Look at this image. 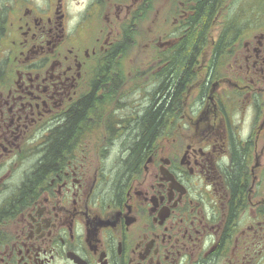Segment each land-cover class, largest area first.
Listing matches in <instances>:
<instances>
[{"label": "flooded vegetation", "instance_id": "af4514ba", "mask_svg": "<svg viewBox=\"0 0 264 264\" xmlns=\"http://www.w3.org/2000/svg\"><path fill=\"white\" fill-rule=\"evenodd\" d=\"M0 264H264V0H0Z\"/></svg>", "mask_w": 264, "mask_h": 264}, {"label": "trees", "instance_id": "16d2710c", "mask_svg": "<svg viewBox=\"0 0 264 264\" xmlns=\"http://www.w3.org/2000/svg\"><path fill=\"white\" fill-rule=\"evenodd\" d=\"M215 15V11H214V6L213 5H207L203 8V17L204 16H208V17H213ZM189 59V55L187 56H181L180 58V66H183L181 65L183 62H187V60ZM183 69V70H182ZM185 70L183 67H181V69L177 70V78H182L183 77V74H184ZM181 74V75H180ZM182 83V82H181ZM181 87L182 85H179V83H177V91H176V94H177V97H179V95L181 94L180 90H181ZM180 89V90H179ZM179 90V91H178Z\"/></svg>", "mask_w": 264, "mask_h": 264}, {"label": "rangeland", "instance_id": "374dc122", "mask_svg": "<svg viewBox=\"0 0 264 264\" xmlns=\"http://www.w3.org/2000/svg\"><path fill=\"white\" fill-rule=\"evenodd\" d=\"M234 5H235V4H234ZM245 14H246V13L244 12V13H243V15H245ZM243 15L241 14V16H242V17H239V19H242V18H244V16H243ZM149 89H150V90H152L153 88L151 87V88H149Z\"/></svg>", "mask_w": 264, "mask_h": 264}]
</instances>
